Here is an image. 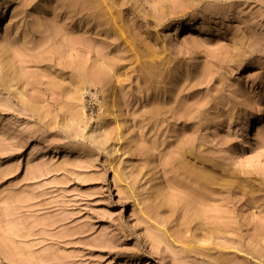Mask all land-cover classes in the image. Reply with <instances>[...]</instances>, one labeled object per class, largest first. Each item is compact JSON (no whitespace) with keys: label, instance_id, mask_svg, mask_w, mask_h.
Wrapping results in <instances>:
<instances>
[{"label":"rangeland","instance_id":"rangeland-1","mask_svg":"<svg viewBox=\"0 0 264 264\" xmlns=\"http://www.w3.org/2000/svg\"><path fill=\"white\" fill-rule=\"evenodd\" d=\"M0 264H264V0H0Z\"/></svg>","mask_w":264,"mask_h":264},{"label":"bare ground","instance_id":"bare-ground-1","mask_svg":"<svg viewBox=\"0 0 264 264\" xmlns=\"http://www.w3.org/2000/svg\"><path fill=\"white\" fill-rule=\"evenodd\" d=\"M196 18L195 14L190 15V17L187 19V24L191 23L194 19ZM186 24H179V23H174L173 26H171L168 30V34L170 35V37H174L177 38L178 34L180 32H182V30L184 29ZM149 69V67H148ZM109 81L105 79V81L103 80V82L100 85V89H98L97 91L99 92L98 94V104H99V110H101L102 108H104L105 104H106V96L109 95L110 97H113L114 94L113 92H109ZM83 85L80 86V88L77 90V94H81L82 93V89H83ZM81 90V91H80ZM100 120V119H99ZM254 119L253 118H248L245 122H247V124L243 127V131H245L247 134H251L252 132V126L254 124Z\"/></svg>","mask_w":264,"mask_h":264}]
</instances>
